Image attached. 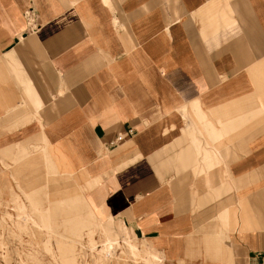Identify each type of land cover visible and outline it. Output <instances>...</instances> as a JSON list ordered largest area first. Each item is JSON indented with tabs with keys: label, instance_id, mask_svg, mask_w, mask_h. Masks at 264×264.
<instances>
[{
	"label": "crops",
	"instance_id": "1",
	"mask_svg": "<svg viewBox=\"0 0 264 264\" xmlns=\"http://www.w3.org/2000/svg\"><path fill=\"white\" fill-rule=\"evenodd\" d=\"M48 164L173 264H264V0H0L2 194Z\"/></svg>",
	"mask_w": 264,
	"mask_h": 264
},
{
	"label": "rangeland",
	"instance_id": "2",
	"mask_svg": "<svg viewBox=\"0 0 264 264\" xmlns=\"http://www.w3.org/2000/svg\"><path fill=\"white\" fill-rule=\"evenodd\" d=\"M53 167L9 197L0 189V264H173L151 241L94 213L85 200L89 182Z\"/></svg>",
	"mask_w": 264,
	"mask_h": 264
},
{
	"label": "built area",
	"instance_id": "3",
	"mask_svg": "<svg viewBox=\"0 0 264 264\" xmlns=\"http://www.w3.org/2000/svg\"><path fill=\"white\" fill-rule=\"evenodd\" d=\"M28 14V13H27ZM30 16V15H29ZM123 138V135H118L115 140L111 141V144H114L116 140H121Z\"/></svg>",
	"mask_w": 264,
	"mask_h": 264
}]
</instances>
